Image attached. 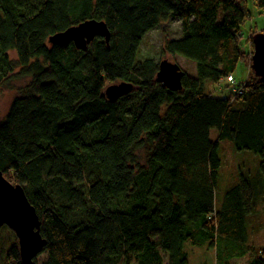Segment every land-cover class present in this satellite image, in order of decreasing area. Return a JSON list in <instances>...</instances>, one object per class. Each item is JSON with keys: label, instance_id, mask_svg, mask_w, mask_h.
<instances>
[{"label": "trees", "instance_id": "trees-1", "mask_svg": "<svg viewBox=\"0 0 264 264\" xmlns=\"http://www.w3.org/2000/svg\"><path fill=\"white\" fill-rule=\"evenodd\" d=\"M249 15L246 0H0V90L25 81L0 120V171L38 214L46 243L32 264H189L184 244L195 237L217 248L216 264H264V249L246 241L259 186L241 177L218 203L215 193L224 138L259 156L264 179V82L249 69L233 98L205 89L224 78L233 89L237 63L251 64L252 36L249 52L241 45ZM169 16L181 37L162 50L195 64L179 90L157 81L162 59L140 55ZM89 19L106 23L108 42L49 40ZM123 82L131 91L108 99ZM0 259L23 264L5 224Z\"/></svg>", "mask_w": 264, "mask_h": 264}, {"label": "rangeland", "instance_id": "rangeland-1", "mask_svg": "<svg viewBox=\"0 0 264 264\" xmlns=\"http://www.w3.org/2000/svg\"><path fill=\"white\" fill-rule=\"evenodd\" d=\"M250 15L242 23L241 29L243 31V40L246 43H241L243 47L246 46L245 51H250V38L253 34L264 29V10L258 9L253 4V0H246ZM259 29V30H258ZM249 34V36H248ZM248 36V37H247ZM181 37L180 22L177 18L169 16L168 19L161 21L159 25L147 32L142 39L140 46L141 57L150 56L156 61L160 59H168L171 62H176L180 68L189 76H194L195 64L182 56L171 55L163 51V47L167 40ZM245 42V41H244ZM15 54L11 52V56ZM15 57V56H14ZM250 60V59H249ZM248 61V60H247ZM251 69L250 62L239 61L234 70V77L237 84H244L249 77ZM25 83L24 79L15 80V87L12 89L4 88L0 90V120L3 119L7 109L13 99L17 95V87ZM229 83L224 79L219 80L217 83L205 82V89L211 91L213 96L221 97L226 95L235 97L229 89ZM229 95V96H228ZM232 97V98H233ZM217 129H210L209 136L211 140L217 137ZM219 152L222 158V165L219 169L218 186L216 189L217 203L220 202L222 191L226 185L238 181L241 177L248 180L254 186H259L262 191L263 202L256 207V212L253 215L255 225H248L247 227V243L253 246L261 247L264 249V179L259 180V164L260 158L252 150L237 149L234 142L230 139L224 138L219 142ZM139 159L141 162L145 160V153L139 151ZM262 182V184H261ZM195 239H198L195 237ZM185 242L184 247L188 253L189 264H216L217 248L209 246L208 241L201 242L196 240ZM40 254L38 258H42ZM248 257L234 258L230 260L229 264H244ZM0 264H4L3 259H0Z\"/></svg>", "mask_w": 264, "mask_h": 264}, {"label": "water", "instance_id": "water-1", "mask_svg": "<svg viewBox=\"0 0 264 264\" xmlns=\"http://www.w3.org/2000/svg\"><path fill=\"white\" fill-rule=\"evenodd\" d=\"M97 36L108 42L110 31L103 20L89 19L53 34L49 40L58 45L73 42L77 48L85 49L87 43ZM252 44L251 69L264 82V31L252 35ZM157 67V81L168 89H181V79L185 72L176 62L162 59ZM131 89L130 83L111 84L106 88L105 94L108 99L116 100ZM3 224L14 231L23 264H32V258L46 243L39 232L38 214L29 202L24 188L20 184H12L0 171V226Z\"/></svg>", "mask_w": 264, "mask_h": 264}, {"label": "built area", "instance_id": "built-area-1", "mask_svg": "<svg viewBox=\"0 0 264 264\" xmlns=\"http://www.w3.org/2000/svg\"><path fill=\"white\" fill-rule=\"evenodd\" d=\"M228 80H230L231 85L232 84L235 85V87L233 89H231L230 91L233 92V93H236V94L241 93V89H242L241 86H239V84H237V83L234 84L235 81H234V79L231 76H228Z\"/></svg>", "mask_w": 264, "mask_h": 264}]
</instances>
